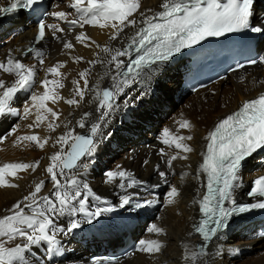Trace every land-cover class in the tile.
I'll use <instances>...</instances> for the list:
<instances>
[{
    "label": "snow or ice",
    "instance_id": "6c2138e0",
    "mask_svg": "<svg viewBox=\"0 0 264 264\" xmlns=\"http://www.w3.org/2000/svg\"><path fill=\"white\" fill-rule=\"evenodd\" d=\"M38 2L39 0H11L9 6L0 8V14L30 8ZM253 4L254 0H162L160 11L146 15L140 10L141 0H70L69 7L78 14L76 19H68L69 13L65 11H55L50 15L65 22L69 30L75 27L82 29L85 25L110 29L109 43L104 45L91 41L83 31L75 35L76 43L88 48L94 46L99 52L96 53V59L87 61L90 67L79 72L80 79L71 81V98L61 96L58 91L65 87L62 82L65 77L60 71L66 66L65 62H57L43 69L45 77L37 81L36 66L27 65L13 56L11 51L0 60V73L14 77L11 82L0 79V117L21 115L12 104L18 93L28 92L30 95L26 97L28 102L24 105L22 113L23 119L32 118L28 128L46 125L48 131L56 132L62 126L56 122L61 114L50 107L49 103L55 105L64 101L68 106L79 108L85 102L86 93H91V99L87 102L96 104V118L90 125L88 118L92 113L85 111L74 126H69L71 121L63 123L65 130L55 137L52 147L59 146V150L49 157L51 163L45 169L52 184L50 194L40 195L45 186V181L41 179L34 184L32 191L11 208L5 209L7 214L0 217V264H25V253L32 246L42 243L46 246L49 257L57 256L61 251L58 236H67L79 229L82 223L92 224L98 217L113 210L111 207H101L100 205L107 204L108 201L96 194L88 183L79 179V176L87 171L91 161L78 162L83 157L93 156L97 147L94 138L117 107L118 98L125 92V88L157 71L158 62L168 61L182 49L200 44L209 37H222L228 33L242 31L264 35V19L256 24L252 23ZM129 28L134 29L133 34L122 35L125 34V29ZM46 30H50L53 38H58L57 33H63L65 28L56 23L39 21L34 38L37 44L45 39ZM125 38L128 41L126 46H111L110 42L122 41ZM63 48L72 50L74 44L65 41ZM27 53L34 54L43 67L45 61L41 50L28 48ZM72 59L74 62H81L84 58L76 56ZM257 63L264 64V57H260L259 61L250 60L248 66ZM97 64L103 65L105 71L95 84L89 87L91 68ZM239 68H246V65L239 64L234 71ZM49 76L52 78L49 79ZM105 77L110 78L111 86L101 88V81ZM37 83L43 91H31ZM140 98L136 97L137 100ZM129 103L125 100L124 106L128 107ZM176 123V132L167 127L162 130L161 143L176 150L173 154L166 152L164 148L159 151L162 158L166 157L165 164L168 169L173 168V162L177 159L187 160V154L193 151L187 143L193 137L179 134L180 129L191 130L193 125L187 119ZM86 127L88 135L76 132V128ZM16 130L13 129V134ZM3 139L0 138V142ZM52 139L51 136L41 138L34 133L26 134L17 137L14 146L28 142L43 150ZM205 140L207 143L205 151L201 153L202 162L198 165V174L193 177L197 181L201 175L205 177V192L199 198L193 199L203 218L193 224V230L189 233L198 234L202 242L195 250L190 249L187 244L183 246L181 257L185 264H197L201 257L208 255V245L214 239L223 238L221 232L227 228L228 221L234 214L264 209V176L255 179L247 193L255 198L256 202L236 207L234 196L236 190L241 187L240 170L243 163L258 150L264 149V93L242 102L237 111L219 120L214 129L208 132ZM144 164H148V161L145 160ZM38 166L39 161L4 163L0 166V188L19 187L8 178L19 179L20 172H35ZM74 169L77 171H73ZM155 171L161 180L167 183L168 173L160 170L159 165ZM188 175V172L182 173L181 179ZM104 176V183L109 185L119 180L117 187L122 191L135 189L144 183L135 178L132 172L123 170L120 165H117V170L105 172ZM197 192L199 193V189ZM179 195V188L170 186L167 204L173 205ZM90 200L96 202L94 207H90ZM132 200L133 194L122 195L120 207L130 205ZM152 203L153 200H146L144 203H136L134 207L142 208ZM226 204L234 206L228 207ZM78 214L82 215V220L75 218ZM60 217L69 218L66 227L56 223V219ZM148 232L156 236L167 235L165 229L155 223L148 228ZM18 238L24 243L7 246ZM163 248V241L148 239L139 241L137 251L154 255L161 253ZM93 264H101V261L95 259Z\"/></svg>",
    "mask_w": 264,
    "mask_h": 264
},
{
    "label": "bare ground",
    "instance_id": "6f19581e",
    "mask_svg": "<svg viewBox=\"0 0 264 264\" xmlns=\"http://www.w3.org/2000/svg\"><path fill=\"white\" fill-rule=\"evenodd\" d=\"M10 2L11 0H0V8ZM161 3L162 0H141L140 10L144 11L146 15H152L161 10ZM50 4V13L65 11L69 13L68 19H76L78 16L75 10L69 7L70 0H50ZM149 9L151 11H148ZM17 18H19V15H8L2 27H0V40L5 35L10 37L6 48H2V42L0 43V60H3L6 54L11 51V54L21 59L22 62L29 66H36L37 81L45 77L43 69L53 66L57 62H65L66 66L60 69L65 77L62 81L65 87L58 91L61 96L71 98V89L73 87L71 81L80 79L79 72L89 68L90 65L87 61L96 59V53L99 52V49L94 46L88 48L76 43L75 35L83 31L91 38V41L104 45L109 43L108 35L110 29H100L99 27L85 25L82 29L75 27L69 30V26L65 22L58 21L50 15L46 22L59 24L60 27L65 28V31L57 33L58 38H53L50 30H47L45 41L37 48L44 54L45 63L41 67L34 54L23 55L22 52L27 48H24L25 45L32 43L36 28L28 25L27 29L22 31L21 26L14 22ZM23 24L25 22L21 23V25ZM133 32L134 29H125V34L122 35H132ZM65 41H71L74 44V48L72 50L64 49L63 43ZM126 42L127 39L125 38L122 41L110 43L112 47H123ZM100 55L101 57L103 56L102 53ZM76 56L83 57V61L74 62L72 58ZM122 59L126 60L127 58ZM104 71V66L100 64L91 68V73L88 77L89 87L95 84ZM51 78L49 76V79ZM0 79L11 82L14 77L0 73ZM110 86V78L105 77L101 81L100 87ZM81 87H83L82 80ZM31 91H43V89L37 83ZM262 91H264V64H256L253 68H243L223 81L195 93L194 97L186 100L185 106L181 108L179 115L164 126V128L167 127L176 132L178 128L177 121L187 119L191 122L193 125L191 130H179V134L193 137L191 141H187L193 148V151L187 154L188 159H177L173 162V168L168 169L165 164L166 157L162 158L159 155V151L164 148L166 152L173 154L176 150L174 148L169 149L163 145L161 137L156 138L153 136L154 145L152 144L153 146L151 145L148 148L141 145L139 140L131 141L132 143L129 144L131 147L130 151L124 152L118 165L123 170L132 172L135 178L144 183L135 189L122 191L117 187L119 180L111 185L106 184L104 183L105 177H96L92 172L91 166L104 163L112 152L119 151L122 148L123 143L127 142L129 137L144 131L146 123L152 124L155 120H158L159 111L164 105L178 100L176 96L180 90L176 67L174 64L158 65L157 71L147 77H142L131 86L125 88V92L117 100V107L110 113L106 122L102 125L100 133L95 137L97 147L93 156H86L78 162L91 161L87 171L80 175L79 179L88 183L96 194L108 201L107 204L100 205L101 207H111L113 210L104 213L94 220L92 224L82 223L79 229L74 230L67 236L62 234L58 236L61 242L59 245L61 251L57 256L49 257L46 246L43 243L32 246L25 253V264H93L89 260L91 251L100 248L110 249L117 247L127 234V231L132 233L138 240V247L140 240L158 239L163 241L164 248L161 253L154 255L136 250L129 257L118 262L101 261V264H185L181 257L183 246L187 244L190 249L195 250L199 242L197 236L194 234L189 235V233L192 232L193 224L199 215L198 205L193 203V199L199 198L204 191V176L201 175L199 181L193 177L198 174L197 168L202 162L201 153L205 149V137L220 118L231 113L242 102L257 96ZM18 94H21L24 98L30 95L28 92ZM91 96V93H86L85 102L79 108L68 106L64 101H60L55 105L49 103L50 107H53L54 110L61 114L60 119L56 122L61 123L62 126L56 132L48 131L46 125L29 129L28 124L32 123L31 117L19 125L17 123L19 121L18 116L6 115L0 117V138H4L3 146L0 147V166L8 162L35 163L39 161V166L35 172L31 170L20 172L19 176L21 178L19 179L8 178L11 182L18 184L19 187L0 188V217L7 214L5 209L11 208L14 203L22 200L25 195L32 191L34 184L41 179L45 181V186L40 195L50 194L52 184L45 169L51 163L49 157L59 150V146L52 147L54 139L65 130L63 123L71 121L69 126H74L75 122L80 119L85 111L92 113V116L88 118V125L95 120L96 104L87 102L91 99ZM138 96L141 97L139 100L136 99ZM125 100L130 102L128 107L124 106ZM14 103L17 104V99L14 100ZM15 128L17 130L13 134V129ZM76 132L79 134L88 132V128H76ZM33 133L41 138L51 136L53 139L49 140L43 150L28 142L14 146L17 137ZM154 133L155 130L151 128L149 135ZM145 160L148 161V164H144ZM157 165L160 166V170L168 173L167 183H164L155 171ZM252 168H254L253 171H251ZM73 171L77 170L74 169ZM244 171L247 173L246 179H242V172ZM184 172H188L189 175L181 179V175ZM261 174L262 171L258 161H250L245 165L240 170L241 187L234 193L235 198L243 196L249 181ZM148 183H151L150 185H159V187H154L158 189L157 195L151 191ZM169 183L172 186H177L180 190V195L176 198V202L173 205L167 204V193L170 190L168 187ZM197 189H199V193ZM129 193L133 194V198L145 197L148 200H153L154 203L149 207L151 211L138 213L128 205L120 207V197ZM95 204V201L90 200V207H94ZM26 211L28 210L26 209ZM110 214L111 216H109ZM75 218L82 220V215L78 214ZM68 219V217H60L56 219V223L66 227ZM153 223L163 227L167 235L156 236L153 233H149L148 228ZM125 228L127 229L125 230ZM122 230L126 231H124L125 234H123ZM221 236L223 237L222 239L217 238L211 242L208 255L201 257L197 264H264V238L259 236L258 230L254 229V225L244 221H235ZM16 243L23 244L24 241L18 238L16 241L10 242L9 246H14ZM71 243L73 245H70ZM256 251H260L258 255L242 256V253L254 254ZM88 255L89 257H87Z\"/></svg>",
    "mask_w": 264,
    "mask_h": 264
},
{
    "label": "rangeland",
    "instance_id": "374dc122",
    "mask_svg": "<svg viewBox=\"0 0 264 264\" xmlns=\"http://www.w3.org/2000/svg\"><path fill=\"white\" fill-rule=\"evenodd\" d=\"M10 39V37H8V35H5L1 40L0 43L2 42V48H6L7 46V42ZM30 43H28L29 45ZM28 45H25L24 48L28 47ZM29 61V60H27ZM26 61V62H27ZM110 85V84H109ZM195 94H187V95H182L181 91L178 92L177 96L178 100L172 101L167 103L166 105H164L161 109V111H159L160 113L158 114V120H155L154 123H146V129L144 131H141V133H138V135H132L131 137L128 138L127 142L123 143V146L121 149H119V151H114L112 152L108 157L107 160L104 163H98V164H93L91 166L92 172L94 173V175H96V177L100 176L102 178H104V173L109 171V170H117V165L119 163V160L121 159L122 155H124V152H129L130 151V146L129 144L132 143L131 141H136L139 140V142L141 143V145H144L145 147H149L152 144L154 145V137H161L162 136V130L164 129V126L167 125V123H169L170 121L173 120V118L177 117V115H179L181 108H183L185 106L186 100L191 99L192 97H194ZM17 104H15L13 102L12 106L15 107L17 109V111L21 114V115H15L18 116L19 121L17 122L18 125L21 124L25 119H23L22 113H23V107L24 105L28 102L26 98H24L23 96H21V94L17 95ZM17 127V126H16ZM153 128L155 130V133L151 136L150 134V129ZM16 129V128H15ZM138 136V137H137ZM149 136V137H148ZM144 142V143H143ZM3 141L0 142V147L3 146ZM152 145V146H153ZM254 168H252L251 171H253ZM247 177V173L246 171L242 172V179H246ZM249 181V180H248ZM170 186H172L171 183L168 184V187L170 188ZM150 187V186H149ZM152 187H154V185H152ZM151 191L153 192L152 188L150 187ZM155 195L158 194V189L156 190V192H153ZM164 196V195H163ZM111 216V214L109 215ZM127 228H125L126 230ZM124 230V231H125ZM124 231L122 230L123 234ZM126 232V231H125ZM128 233V231H127ZM143 233V232H142ZM70 245H73V243H71ZM9 246V243L8 245ZM13 246V245H12ZM10 247V246H9ZM230 248V247H228ZM101 249V248H100ZM106 249V248H105ZM98 250V249H96ZM95 250V251H96ZM260 251H256L254 254H249V253H242L243 257H250L253 255H258ZM91 255V254H89ZM89 255L87 257H89ZM69 260V259H68ZM67 260V261H68Z\"/></svg>",
    "mask_w": 264,
    "mask_h": 264
}]
</instances>
